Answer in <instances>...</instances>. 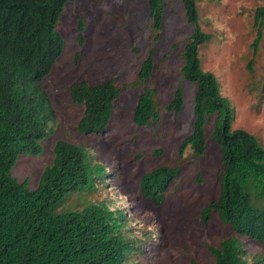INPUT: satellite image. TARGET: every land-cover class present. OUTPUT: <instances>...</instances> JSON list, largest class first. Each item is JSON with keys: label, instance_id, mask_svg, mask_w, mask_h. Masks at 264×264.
Masks as SVG:
<instances>
[{"label": "rangeland", "instance_id": "1", "mask_svg": "<svg viewBox=\"0 0 264 264\" xmlns=\"http://www.w3.org/2000/svg\"><path fill=\"white\" fill-rule=\"evenodd\" d=\"M264 0H201L196 3L197 25L213 36L198 49L204 72L212 73L220 93L233 110V130H244L264 148V56L263 41L253 54L256 36L253 16ZM83 42L79 43V23ZM195 29L187 22L181 0H164V19L158 37L150 29L147 0H74L68 3L55 30L64 39L61 57L41 85L53 107L55 120L48 124L54 134L44 142L41 156H21L12 177L38 186L41 172L53 161L57 141L82 146L95 163L104 168L94 194L74 193L58 211L81 210L88 202L107 201L125 214V227L141 249L131 264L210 263L208 246L234 237L216 213L202 223L201 213L219 196L222 165L220 149L210 135L216 118L205 127L207 149L196 157L187 147L181 158L178 149L192 133L195 85L184 80L183 47ZM152 56L154 69L139 86L141 64ZM78 56L77 61L76 57ZM251 62V64H250ZM250 64V68H248ZM81 80L90 85L113 80L120 91L107 130L81 135L76 126L82 106L74 105L70 86ZM155 91L158 120L147 127L133 123L139 94ZM183 94V107L174 114L165 108L176 90ZM158 150L162 154L157 156ZM160 165L177 167L176 180L168 187L165 201L153 206L139 194L140 178ZM246 259L264 264V246L238 237ZM136 245V246H137ZM263 262H259V260Z\"/></svg>", "mask_w": 264, "mask_h": 264}, {"label": "trees", "instance_id": "2", "mask_svg": "<svg viewBox=\"0 0 264 264\" xmlns=\"http://www.w3.org/2000/svg\"><path fill=\"white\" fill-rule=\"evenodd\" d=\"M73 1L0 0V264H131L133 254L141 253L125 227L124 212L111 209L107 201L88 202L81 210L58 211L74 193H96L99 180L105 177L103 166L82 146L57 141L53 161L41 172L35 189L11 174L21 156H41L44 142L54 134L48 128L55 120L54 111L41 82L63 53L64 39L55 27L64 7ZM200 1L181 0L187 22L195 26L183 47L181 72L186 82L195 85V95L192 133L182 141L178 156L187 147L194 156H204L205 127L216 118L210 137L220 149L223 169L218 199L202 210L201 221L207 223L210 214L216 213L235 236L208 246L212 261L206 264H250L238 237L264 246V148L246 131L232 129L229 100L221 95L217 78L201 68L198 49L213 36L197 25L196 3ZM147 5L150 29L158 37L164 0H147ZM78 27L82 43L81 22ZM253 28V54L263 41L264 56V4L254 12ZM153 69L150 55L138 70L139 86L149 80ZM69 95L74 105L82 106L76 126L79 134L107 130L120 97L113 80L96 85L77 81L70 86ZM154 97L151 89L139 94L133 109L136 127L158 120ZM182 107L179 89L165 109L178 114ZM178 172L177 167H156L140 178L139 194L153 206H161Z\"/></svg>", "mask_w": 264, "mask_h": 264}]
</instances>
